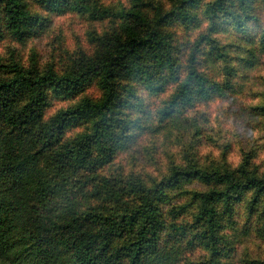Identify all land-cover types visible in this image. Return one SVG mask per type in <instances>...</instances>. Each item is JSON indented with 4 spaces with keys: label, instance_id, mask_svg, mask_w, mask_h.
Masks as SVG:
<instances>
[{
    "label": "rangeland",
    "instance_id": "obj_1",
    "mask_svg": "<svg viewBox=\"0 0 264 264\" xmlns=\"http://www.w3.org/2000/svg\"><path fill=\"white\" fill-rule=\"evenodd\" d=\"M215 1L80 0L79 5L85 8H77L71 6L74 2L70 0L57 9L38 0H24L27 8L41 15L43 21L33 22L22 37L0 20L3 77L14 65L41 71L53 66L64 74L78 61L95 58L103 50L102 39L122 29V14L127 11L143 12L153 23L159 15L181 5L191 15L189 20L168 16L157 24L168 37L170 54L177 66L175 73L165 71L160 88L139 77L122 74L114 78L120 95L115 112L127 122V136L124 147L103 160L96 151V163L79 174L85 208L114 212L136 206L142 199L137 186H155L175 165L228 169L238 174L250 155L246 169L264 177V0H252L253 7L247 9L250 17L235 1L231 9L240 12L241 26L233 23L231 15L216 9ZM188 66L215 82L231 74L234 87L225 94L181 108L174 120H161L163 104L178 86L179 77L188 72ZM130 84L132 90L128 89ZM105 90L100 76H95L80 91L49 92L40 123L84 99L101 100ZM95 117L96 113L88 114L65 126L63 135L50 145L49 151L89 131ZM222 186L193 178L167 187L166 194L156 199L164 213L158 246L167 244L172 248L177 244L180 249L173 264H209L210 248L198 231L189 230L187 225V232H175L174 224L192 223L201 194ZM250 196L251 192L245 191L233 199V213H228L222 201L217 203L224 223L222 251L215 264H264V213L260 212L261 205L259 210H249Z\"/></svg>",
    "mask_w": 264,
    "mask_h": 264
},
{
    "label": "trees",
    "instance_id": "obj_2",
    "mask_svg": "<svg viewBox=\"0 0 264 264\" xmlns=\"http://www.w3.org/2000/svg\"><path fill=\"white\" fill-rule=\"evenodd\" d=\"M38 1L57 9H62L63 2H70ZM79 1L73 0L71 6L83 8ZM235 1L216 0L214 5L241 26L240 12L231 9ZM238 2L243 10L253 7L252 0ZM249 13L247 10L245 15L250 17ZM168 16L191 18L183 5L159 15L155 23L143 12L127 11L122 14V29L102 39L103 50L95 58L78 61L64 74L53 66L41 71L14 65L6 76L0 77V264H173L180 249L177 244L172 248L167 244L158 246L164 213L156 199L166 194L167 187L193 178L223 185L201 194L192 223L174 224L175 232H187V225L189 230L198 231L210 248L209 264H215L222 251L224 222L217 203L222 201L231 213L232 200L249 191V210H259L261 205L260 212L264 213V177L246 169L250 155L238 174L228 169L175 165L155 186L148 189L137 186L142 199L133 207L109 212L100 207L101 210L85 208L82 204L84 189L78 184L79 174L96 163V151L103 160L122 149L127 136V122L115 112L120 95L114 78L122 74L139 77L160 88L165 71H176L168 37L157 26ZM42 18L31 12L24 0H0V20H5L19 37L33 22H42ZM262 36L264 40V28ZM95 76H100L106 89L101 100L84 99L40 123L49 92L80 91ZM226 77L215 82L188 66V72L179 77L178 86L164 102L161 120H174L181 108L225 94L234 87L232 75ZM129 87L133 89L132 84ZM93 113L96 117L89 131L49 151L50 145L63 135L65 126Z\"/></svg>",
    "mask_w": 264,
    "mask_h": 264
}]
</instances>
